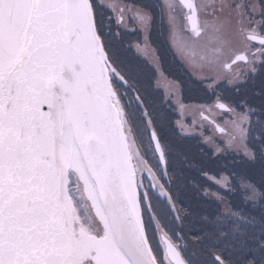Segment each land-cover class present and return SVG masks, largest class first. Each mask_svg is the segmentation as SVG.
I'll use <instances>...</instances> for the list:
<instances>
[{"label":"snow or ice","instance_id":"6c2138e0","mask_svg":"<svg viewBox=\"0 0 264 264\" xmlns=\"http://www.w3.org/2000/svg\"><path fill=\"white\" fill-rule=\"evenodd\" d=\"M165 22L174 56L216 73L192 128L166 115L177 93L186 107L178 81L155 100ZM238 62L237 95L264 73V0H0V264H264V191L242 179L250 211L233 209L223 170L165 132L211 130L217 159L264 156V89L259 105L216 91ZM189 187L217 208L191 219Z\"/></svg>","mask_w":264,"mask_h":264},{"label":"rangeland","instance_id":"374dc122","mask_svg":"<svg viewBox=\"0 0 264 264\" xmlns=\"http://www.w3.org/2000/svg\"><path fill=\"white\" fill-rule=\"evenodd\" d=\"M178 57L188 68H191L193 70V72L191 71L192 74L194 76H196L198 79H201L202 77H210V76L216 75L215 72H210L209 70H207V71L203 70L204 72H202L200 70L199 64L193 63L194 64L193 65V64H191V62L183 59L179 55H178ZM230 62L231 61H229V63ZM162 64H163V70H164L165 76L160 77L158 84L154 85V86L159 87V89H160L159 94H156V93L154 94L157 104L161 103V100L163 98L165 91H168V92L172 91V88H171V82L172 81H178L180 83L181 87L184 84V81L181 80L182 77H181V71H180L179 66L174 65V67L173 66L170 67V64H167V63H162ZM172 68L175 70V72L172 71ZM217 71L220 73V77H221V81H222L220 83V86L217 88V90H219V92L224 95L225 99L227 98L226 97L227 95L230 96V94L234 93V91H235V93L233 95H235L236 99L237 98L240 99L241 97L246 95L254 104H256V105L260 104L261 98L258 95V93L262 89H258V86L260 85V87H264V73H261L260 75L254 76L253 78L249 79L246 83L239 85V95H237V92L235 89H232V88H229L226 86V81L228 79H231L232 75L234 73L246 72L247 71L246 65H244V63L242 62V63L237 64V65L233 64L231 68L221 67V68L217 69ZM240 78L243 79V76H241ZM204 81H205L206 85L210 82H213V81H210L208 79H203V82ZM253 84H255V85H253ZM246 85H253L254 88L252 89V91H250L248 89V87H246ZM256 85H258V86H256ZM256 89H258L257 94L255 93ZM161 92H163V95L161 94ZM179 100H180L179 93H177L175 96H172L170 98V101H172L171 102V104H172L171 110L175 111L176 116H174L175 113H173L171 111L166 113V115L170 121H172V119H174V117H176V121L180 120L184 125H186L187 118H189V124H187L186 126L188 128H192L193 118H194L193 109L191 106H188V105H186L185 109H183V110H181L179 107H176ZM177 111H178L179 115L177 114ZM218 119L221 123H223L225 120L231 119V117H229L227 115H221L220 117H218ZM191 135L195 136L196 138H199V140L201 139L204 142H205L204 137H206V136H217L216 133H213L211 130H209L207 128L203 130V134H202V130L199 127H196L195 130L191 133ZM216 142L221 143V146H223L222 142L219 139H217ZM208 145H207V147L209 149H212V146L211 145L208 146ZM238 157H240L242 161H245L247 163V167L250 165L249 161H248L249 159L244 158L242 155H238ZM202 159H208L209 160V156H202ZM251 161H252L251 162L252 164L250 165L251 170L244 171L245 166H243V167L238 166L237 174L239 173L240 175H242L241 179H243L245 182H251L252 184H254L258 191H262V188L264 187V173L261 172L259 170V168L261 169V167H264V156H261L257 152L255 159L254 160L251 159ZM258 164H259V168L256 167V165H258ZM226 176H228V178L230 177L229 175H226ZM249 177L252 179L251 181H248ZM229 180L231 181V178H229ZM200 184H205V181L201 182ZM231 185L233 187L232 181H231ZM209 187L213 191H216V188L214 185H209ZM184 191L187 192V193H184L187 195V197H186L187 205H189L191 208H197L198 205H200L201 209H195V210H197L195 212L198 213L202 210L211 211V210L217 208V205L214 202V200L203 198L200 193H198L197 191H195L191 187L186 188ZM222 194L226 195L230 199L231 207L233 209L239 208L245 212L250 211V208H245L244 205L243 206L240 205L238 198L236 197V194L235 195H230L227 193H222ZM200 203H207L211 210L205 209L204 207H206L207 205L200 204ZM179 205L182 206L181 203H179ZM226 209H227V205H223L220 207L221 211H224ZM191 211H193V210H191Z\"/></svg>","mask_w":264,"mask_h":264},{"label":"flooded vegetation","instance_id":"af4514ba","mask_svg":"<svg viewBox=\"0 0 264 264\" xmlns=\"http://www.w3.org/2000/svg\"><path fill=\"white\" fill-rule=\"evenodd\" d=\"M177 12H179V9H177ZM132 38V37H130ZM167 40V26H166V22H165V26L159 30H154L153 32V43L155 45V47L158 49L159 52V56L162 60V63H167L170 64V67H174L175 66H179L180 67V71H181V77H182V81H184V84L182 85V89H183V103L188 106L191 105H198V104H202V103H210L212 101V99H214V97L211 96L210 93L205 91L206 88V83L205 81L203 82L202 79H198L196 76H194L192 74L193 70L191 68H188L178 57V55L173 54V51L170 50L169 48V44L168 42H166ZM145 55L147 56H151V52L150 51H146ZM231 63V62H230ZM242 62H238L237 64H240ZM191 64H193L191 62ZM197 64V62L195 63ZM236 64V65H237ZM194 65V64H193ZM172 71L175 72V70L172 68ZM192 71V72H191ZM258 81V80H257ZM246 87H248V89L250 91H252L253 85H246ZM216 91L219 92V90ZM160 92H157L156 94H159ZM235 93V91H234ZM161 94L163 95V92H161ZM233 100H239L238 98H234ZM172 102V101H171ZM171 102L169 104L164 105V107L167 109V112H173L175 113L174 110L172 109V104ZM174 116H176V113L174 114ZM176 121V117H174V119H172V122L174 123ZM189 124V118H187L186 121V125ZM166 135H168L170 137V139H172L173 134H177L180 138L181 141V147L184 148L183 150L185 151V148L188 145L189 141H195L194 138H196L195 136L189 135L187 137L182 138L179 134L178 131L176 129H174L173 127L169 126L168 128H166L165 130ZM218 136V134H216ZM198 140V139H197ZM201 140V139H200ZM202 141V140H201ZM204 142V141H202ZM204 145H208V143H203ZM209 146V145H208ZM199 158H201V156H198ZM234 164L238 166H245L244 171H248L251 170L250 165L252 164L251 159H249V166L247 167V163L245 161H242L240 157H238V155H234ZM217 173V172H215ZM218 174V173H217ZM237 176H239V182H241V176L239 173L237 174ZM250 179V177H249ZM145 183L148 184V180H145ZM244 194H245V189H243ZM240 201L242 202V199L240 198Z\"/></svg>","mask_w":264,"mask_h":264},{"label":"trees","instance_id":"16d2710c","mask_svg":"<svg viewBox=\"0 0 264 264\" xmlns=\"http://www.w3.org/2000/svg\"><path fill=\"white\" fill-rule=\"evenodd\" d=\"M255 85V84H253ZM258 86V85H256ZM254 88V86H253ZM252 88V89H253ZM264 87H260V85L258 86V89H263ZM258 89L255 90V93L257 94ZM228 94V93H227ZM234 93H231L230 96H226V100H233L235 98V95H233ZM178 114V113H177ZM195 141H189L187 147L185 148V151L189 154V156L195 158L197 161H200L201 163H203L204 167L209 170V172L218 173V170H223V173L225 175H229L231 178V181L233 183V187L236 190V197L238 198V201L240 203L241 206H243V203L240 201V198L242 199V197L245 195L243 188H241L240 182H239V176H237V170L238 167L237 165H235L233 162L235 161L233 158V154H226L224 156L219 157L218 159L213 155L212 153V149H209L206 145L202 144L203 142L199 140V138H194ZM198 139V140H197ZM172 140L174 141V143L180 147L182 150L184 148H182L181 145V141L180 138L177 134H173ZM202 142V143H201ZM198 156H201V158H199ZM202 156H209V160L208 159H202ZM256 167L259 168V164L256 165ZM259 170L261 172L264 173V167H261V169L259 168ZM193 175H196L195 172H193ZM197 180L199 183L205 181V184L202 185H207L208 181L201 178L200 176H197ZM252 179H248V181H251ZM185 189H183L180 193L179 196V203H181V205L189 210H193V217L191 219H195V216L197 214V210L195 209H201L200 205H198L197 208H191L189 205H187L186 203V197L187 195L184 193H187L184 191ZM262 191H264V187L262 188ZM248 195H251L250 192L247 193ZM200 204H204L207 205L206 207H204L205 209H210L207 203H200ZM211 210V209H210Z\"/></svg>","mask_w":264,"mask_h":264},{"label":"bare ground","instance_id":"6f19581e","mask_svg":"<svg viewBox=\"0 0 264 264\" xmlns=\"http://www.w3.org/2000/svg\"><path fill=\"white\" fill-rule=\"evenodd\" d=\"M197 64H199V62H197ZM200 70H201L202 72H204L203 70H206V71H207L208 69H207V68H201V67H200Z\"/></svg>","mask_w":264,"mask_h":264}]
</instances>
